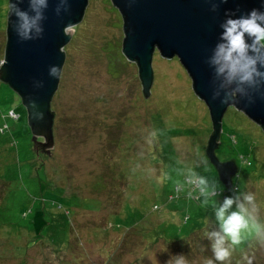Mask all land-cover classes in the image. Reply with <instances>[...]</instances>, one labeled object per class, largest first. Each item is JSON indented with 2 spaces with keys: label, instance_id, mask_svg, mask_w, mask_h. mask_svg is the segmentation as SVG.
I'll list each match as a JSON object with an SVG mask.
<instances>
[{
  "label": "rangeland",
  "instance_id": "obj_1",
  "mask_svg": "<svg viewBox=\"0 0 264 264\" xmlns=\"http://www.w3.org/2000/svg\"><path fill=\"white\" fill-rule=\"evenodd\" d=\"M6 13L7 0H0V61ZM121 38L118 10L109 0H88L63 46L48 153L45 146L34 150L25 108L0 81V112L19 115L0 117L7 124L0 133V264H168L179 254L188 264H205L212 258V202L233 193H254L264 222V176L246 173L239 190L229 189L207 161V108L178 59L153 53V80L143 96ZM262 133L227 106L215 153L239 163V151L241 167L251 169L246 158H264ZM201 160L207 163L195 167ZM192 170L222 195L205 204L186 183ZM250 241L224 264H247L245 257L264 264V241L254 234L236 248Z\"/></svg>",
  "mask_w": 264,
  "mask_h": 264
},
{
  "label": "water",
  "instance_id": "obj_2",
  "mask_svg": "<svg viewBox=\"0 0 264 264\" xmlns=\"http://www.w3.org/2000/svg\"><path fill=\"white\" fill-rule=\"evenodd\" d=\"M87 1L48 0L41 22L43 31L33 39H22L16 32V18L9 15L8 5L12 0H7L0 80L18 95L24 106L36 152L45 146L48 153L52 146L50 100L64 59L63 46L70 37L72 26L80 21ZM109 1L120 14V49L126 59L136 64L143 96L149 94L153 80L151 59L155 51L164 58L175 56L185 69L191 89L204 102L210 120L204 154L221 182L230 188L238 167L233 158L220 160L215 153L221 118L226 107L232 106L257 124L264 134V85L250 91L249 97L238 96L235 103H221V97L214 96L218 81L209 59L226 14L239 17L252 9L264 12V0ZM19 7L28 10V0ZM53 66L58 69L56 75L50 74Z\"/></svg>",
  "mask_w": 264,
  "mask_h": 264
},
{
  "label": "clouds",
  "instance_id": "obj_3",
  "mask_svg": "<svg viewBox=\"0 0 264 264\" xmlns=\"http://www.w3.org/2000/svg\"><path fill=\"white\" fill-rule=\"evenodd\" d=\"M23 2L12 0L8 5L9 15L16 18L17 35L22 39H33L43 31L41 22L45 18L44 9L48 6V0H28V10L19 7ZM220 28L218 42L209 59L218 81L214 96H220L221 103H235L238 96L249 97L250 91L259 90L264 85V12L252 9L239 17L226 14ZM57 73L58 69L53 66L50 74ZM10 114L18 116L12 110ZM206 163L201 160L195 167ZM186 183L205 197V204L210 198L222 195L215 184L210 185L206 177L194 170L186 176ZM191 195L189 192V197ZM212 208L214 222L206 221V239L212 258L206 259L205 264H224L229 261L236 246L250 235L254 234L264 241V222L260 220V209L254 193L247 191L223 196L222 200H213ZM173 257L168 264H188L183 254ZM244 259L247 264H252L251 258Z\"/></svg>",
  "mask_w": 264,
  "mask_h": 264
},
{
  "label": "trees",
  "instance_id": "obj_4",
  "mask_svg": "<svg viewBox=\"0 0 264 264\" xmlns=\"http://www.w3.org/2000/svg\"><path fill=\"white\" fill-rule=\"evenodd\" d=\"M1 81V80H0ZM1 82H3V81H1ZM5 83V82H4ZM6 84V83H5ZM10 109H8V110H6V111H4V112H0V117H1V119H3V116L4 115H6V116H9V117H12L13 119H17L18 117H19V115L18 116H16V117H13L8 111H9ZM52 110V109H51ZM12 111H13V109H12ZM14 112V111H13ZM53 116H54V112H53ZM2 124H4V127L2 126ZM52 125H53V123H52ZM7 129V124L5 123V122H3L2 120H1V122H0V133H4L5 132V130ZM52 130H53V126H52ZM52 133H53V131H52ZM262 137L264 138V134L262 133ZM37 138H40V137H37ZM53 142H54V138H53ZM242 147H241V149H245L246 150V148L243 146V144L241 145ZM246 146V145H245ZM240 147V146H239ZM247 147V146H246ZM254 147V146H253ZM253 147H248L247 149H248V151L253 155V154H255V152H254V148ZM238 151V150H237ZM37 152H39V151H37ZM254 152V153H253ZM237 154H240V157H239V163H238V158H236V157H234V156H232V157H229V158H233L234 159V161H235V163L237 164V167L239 168L238 170H240L241 171V174H238V177L236 178V179H233V182H232V184H231V187L229 188V189H233V190H239L240 189V186H239V184L240 185H242V183L240 182V180L242 181H244V177L246 176V173H251V174H253V175H255V176H264V158L260 161V162H257V158H256V156L255 155H253V160L255 161V162H252L251 160H249V159H247L246 158V163L248 164V165H250L251 163L253 164V167L251 168V169H248V170H246V168H243V167H241L242 166V161H243V159H244V155L241 153V152H237ZM240 159L242 160L241 162H240ZM207 161H208V159H207ZM241 168H240V167ZM24 214H25V212H24ZM132 223H128L127 225H131ZM71 229V228H70ZM173 241V240H172ZM251 243H252V241H250L248 244H246V245H242L240 248H235V250L233 251V252H235V253H237V252H240V253H242L243 251H244V248L246 247V246H248V245H251ZM239 258V257H238ZM238 258H234V259H238ZM235 261V260H234ZM241 261V259L239 260L238 259V261H236V264H238V262H240Z\"/></svg>",
  "mask_w": 264,
  "mask_h": 264
},
{
  "label": "built area",
  "instance_id": "obj_5",
  "mask_svg": "<svg viewBox=\"0 0 264 264\" xmlns=\"http://www.w3.org/2000/svg\"><path fill=\"white\" fill-rule=\"evenodd\" d=\"M11 114H13V113L11 112Z\"/></svg>",
  "mask_w": 264,
  "mask_h": 264
}]
</instances>
